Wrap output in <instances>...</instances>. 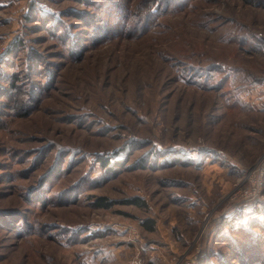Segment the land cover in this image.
Instances as JSON below:
<instances>
[{
    "label": "rangeland",
    "instance_id": "1",
    "mask_svg": "<svg viewBox=\"0 0 264 264\" xmlns=\"http://www.w3.org/2000/svg\"><path fill=\"white\" fill-rule=\"evenodd\" d=\"M168 2L0 0V264H264V0Z\"/></svg>",
    "mask_w": 264,
    "mask_h": 264
},
{
    "label": "built area",
    "instance_id": "2",
    "mask_svg": "<svg viewBox=\"0 0 264 264\" xmlns=\"http://www.w3.org/2000/svg\"><path fill=\"white\" fill-rule=\"evenodd\" d=\"M197 149L198 147L188 146L185 147V152L190 154L196 152ZM233 197L247 204L264 201V153L245 171L244 176L237 181ZM193 257L195 258L196 255L194 254ZM190 261L194 262L193 260ZM135 262L133 261V263ZM181 264H190V262L183 261Z\"/></svg>",
    "mask_w": 264,
    "mask_h": 264
},
{
    "label": "trees",
    "instance_id": "3",
    "mask_svg": "<svg viewBox=\"0 0 264 264\" xmlns=\"http://www.w3.org/2000/svg\"><path fill=\"white\" fill-rule=\"evenodd\" d=\"M170 2H171V0H169V2L168 3H166V5H170ZM165 7V6H164ZM151 16H153V18H154V14H150ZM148 19H147V21L145 22V23H140V24H138L137 26L136 25H134L135 23L134 22H132V24L134 25V26H132V29H134V28H136V29H138L139 27H142V28H145V27H147V25H148V22L151 20V19H153V18H151L150 19V16L149 17H147ZM103 163H108L106 160H103L102 161ZM111 169H113V168H111ZM134 202L136 203V204H139L140 206H143L144 204L143 203H141L140 201H138V199L137 198H134ZM97 206H107L108 204H107V202L104 200V199H99L98 200V202H96L95 203ZM260 210H261V208L260 207H258V208H254L253 209V211H255V212H257V213H259L260 212ZM248 212H246V214H247ZM263 216H264V214H263ZM250 222L251 221H256L255 222V225L254 226H259V228H262V229H264V220H262L261 218H259V217H254V216H251V218L250 219H248ZM149 220H146L145 222H143V225L149 230V231H152L153 229H154V227H153V221L152 220H150L149 222L151 223V224H148L147 222H148ZM245 223H246V221H244ZM239 228H242V230L243 229H245V230H248L252 235H253V237H252V240L254 239V240H259L260 241V249L258 250V253L259 254H264V236L262 235L263 234V232H259V231H255V230H252V229H250L249 227H247V226H243L242 225V227H239ZM242 234V233H241ZM262 248H263V250H262ZM264 256V255H263Z\"/></svg>",
    "mask_w": 264,
    "mask_h": 264
},
{
    "label": "crops",
    "instance_id": "4",
    "mask_svg": "<svg viewBox=\"0 0 264 264\" xmlns=\"http://www.w3.org/2000/svg\"><path fill=\"white\" fill-rule=\"evenodd\" d=\"M209 153H210V152H209ZM248 208L251 210V208H250V207H248ZM249 209H248V210H249Z\"/></svg>",
    "mask_w": 264,
    "mask_h": 264
}]
</instances>
